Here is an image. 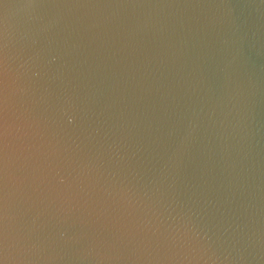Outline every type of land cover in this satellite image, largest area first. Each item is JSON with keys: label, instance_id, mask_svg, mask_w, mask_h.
<instances>
[{"label": "clouds", "instance_id": "clouds-1", "mask_svg": "<svg viewBox=\"0 0 264 264\" xmlns=\"http://www.w3.org/2000/svg\"><path fill=\"white\" fill-rule=\"evenodd\" d=\"M0 264H264V0H0Z\"/></svg>", "mask_w": 264, "mask_h": 264}]
</instances>
